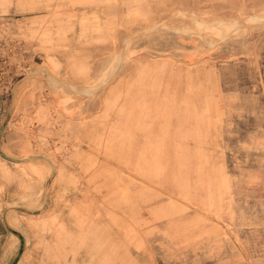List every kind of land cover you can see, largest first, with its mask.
Here are the masks:
<instances>
[{
  "label": "rangeland",
  "instance_id": "rangeland-1",
  "mask_svg": "<svg viewBox=\"0 0 264 264\" xmlns=\"http://www.w3.org/2000/svg\"><path fill=\"white\" fill-rule=\"evenodd\" d=\"M263 13L0 0V264H264Z\"/></svg>",
  "mask_w": 264,
  "mask_h": 264
},
{
  "label": "bare ground",
  "instance_id": "bare-ground-1",
  "mask_svg": "<svg viewBox=\"0 0 264 264\" xmlns=\"http://www.w3.org/2000/svg\"><path fill=\"white\" fill-rule=\"evenodd\" d=\"M262 18H264V13L262 15H255L253 17V19H254L253 21H255V20L257 21V20H260ZM195 23L198 27H204L205 30L210 29L212 31L216 30V29H220L221 27H225L227 30H229V28H231V27H235L234 30H238L239 24H240L238 22L228 23L225 21H219V22H215L212 27H209L205 21L199 20V19L195 20Z\"/></svg>",
  "mask_w": 264,
  "mask_h": 264
},
{
  "label": "water",
  "instance_id": "water-1",
  "mask_svg": "<svg viewBox=\"0 0 264 264\" xmlns=\"http://www.w3.org/2000/svg\"><path fill=\"white\" fill-rule=\"evenodd\" d=\"M5 223L11 228V226L8 224L6 218H5ZM12 230H14V229H12ZM13 232L15 233V230H14ZM16 235L21 239L22 246H21V248L16 252V254L14 255V257H13L12 261L10 262V264H19L20 259H21V257H22V250L25 248V245H26L24 237H23L22 235L17 234V233H16Z\"/></svg>",
  "mask_w": 264,
  "mask_h": 264
},
{
  "label": "crops",
  "instance_id": "crops-1",
  "mask_svg": "<svg viewBox=\"0 0 264 264\" xmlns=\"http://www.w3.org/2000/svg\"><path fill=\"white\" fill-rule=\"evenodd\" d=\"M5 227L7 228L6 225H5ZM9 252L10 251H7L6 254L3 256L1 264H7L8 262H11L12 258L14 257V255L16 254L17 251L13 255H11V256L9 255V257H8Z\"/></svg>",
  "mask_w": 264,
  "mask_h": 264
}]
</instances>
